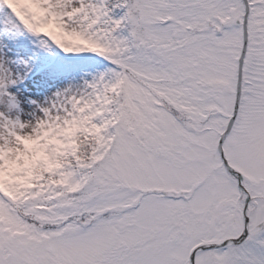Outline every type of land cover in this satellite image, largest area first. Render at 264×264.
I'll return each instance as SVG.
<instances>
[{
	"label": "snow or ice",
	"instance_id": "1",
	"mask_svg": "<svg viewBox=\"0 0 264 264\" xmlns=\"http://www.w3.org/2000/svg\"><path fill=\"white\" fill-rule=\"evenodd\" d=\"M0 264H264V0H0Z\"/></svg>",
	"mask_w": 264,
	"mask_h": 264
},
{
	"label": "rangeland",
	"instance_id": "2",
	"mask_svg": "<svg viewBox=\"0 0 264 264\" xmlns=\"http://www.w3.org/2000/svg\"><path fill=\"white\" fill-rule=\"evenodd\" d=\"M38 40L37 37L22 36L19 38V44H12L11 55H15L20 51L24 55H32L38 50V44L33 41ZM72 54H64L60 51L55 53H39L36 55L33 64L34 68L31 73V84L37 86L41 90H47L48 87H56L64 82L80 68H103V63L86 62L79 59L71 58ZM97 61H103V58H97Z\"/></svg>",
	"mask_w": 264,
	"mask_h": 264
}]
</instances>
